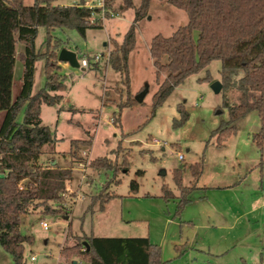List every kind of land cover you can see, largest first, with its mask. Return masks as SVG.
I'll list each match as a JSON object with an SVG mask.
<instances>
[{
	"label": "rangeland",
	"instance_id": "1",
	"mask_svg": "<svg viewBox=\"0 0 264 264\" xmlns=\"http://www.w3.org/2000/svg\"><path fill=\"white\" fill-rule=\"evenodd\" d=\"M33 1L22 0L25 5ZM100 1L103 5L95 7ZM53 3H88L97 8L90 22L101 26L87 28L84 36L66 27L53 28L50 34L64 42L65 48L73 50L78 60L94 54H102V57L92 68L71 67L61 62L56 72L64 75L65 88L50 94H61L62 98L53 105L42 103L40 106L41 123L49 128L52 140L43 147L39 161L44 165L55 161L69 168L71 177L66 180L64 193L58 200L30 206L21 216L20 231L32 236L31 242L24 244L25 261L30 264L80 263L78 250L82 249L84 237L97 235L147 236L159 246V258L170 264H218V260L195 244L204 229L192 217L205 212V208L208 211L216 197H229V203L240 196L231 197L230 190L212 189L205 194L207 191L194 188L188 194L190 203L181 214L176 213L181 190L173 179V171L184 167L179 186L194 183L200 187L215 186L231 181L251 160L258 162L264 158V143L257 146L251 139L259 128L256 111H248L236 119L233 132L221 145L216 144L217 134L212 130L228 118L223 103L236 100L233 89L221 84L220 60L213 59L199 71L187 75L150 113L151 96L165 75L162 73L159 80H155V67L148 50L150 38L157 33L168 36L187 22L184 10L163 0H151L145 15L135 24L134 45L127 58L131 97L144 86L147 92L141 101L122 108L118 125L113 122L117 116L116 104L127 98V92L119 83V73L111 68L107 59L132 22L134 9L122 8L123 0H55ZM138 3L134 1L135 5ZM193 34L195 36L196 32ZM45 39L46 30L40 27L34 39V49L40 56L47 49ZM22 47L21 43L16 44L18 61H21L18 54ZM18 72L16 63L11 85L13 99L21 83ZM214 81L220 82L217 92L211 88ZM44 83V60L38 58L34 62L31 93ZM24 109L25 103L16 111V122L22 121ZM182 111L187 113V118L180 121ZM2 117L0 111V123ZM72 139H89L90 142L80 143L76 153L71 154L68 150ZM94 158L105 159L102 162L107 166L91 165ZM196 162L202 165L200 176L194 182L189 165ZM251 179L254 181L252 176L247 177L246 184H250ZM131 180L137 182L136 190H131ZM163 188L169 191L167 198L163 197ZM110 194L114 196L104 202ZM202 204L205 208L200 210ZM233 207L236 209L235 203ZM40 221H45L47 227L43 228ZM243 229L241 224L235 231ZM30 255H34L33 261H29ZM0 264H12L11 255L1 246Z\"/></svg>",
	"mask_w": 264,
	"mask_h": 264
},
{
	"label": "trees",
	"instance_id": "2",
	"mask_svg": "<svg viewBox=\"0 0 264 264\" xmlns=\"http://www.w3.org/2000/svg\"><path fill=\"white\" fill-rule=\"evenodd\" d=\"M53 1L34 0L32 4L25 5L22 0H0V111H4L0 123V246L11 255L12 264H30L25 261L23 250L32 236L20 231L21 216L30 206L58 200L64 193L66 180L71 177L69 168L56 163L44 165L39 161L43 147L52 140L49 128L41 123L40 106L42 103H58L61 94L50 92L65 88L64 75L56 72L59 68L56 51L62 42L52 37L50 31L66 27L84 36L87 28L101 26L90 22L97 8L80 3L60 5ZM134 1L123 0L122 8L132 7L134 16L107 59L111 68L119 73V83L127 92V98L116 104L117 116L113 122L118 125L122 108L135 102L128 90L127 58L134 45L135 24L145 15L151 0H138L137 5ZM163 1L184 10L187 22L177 26L168 36L157 33L150 38L148 50L155 67V80L158 81L159 76L165 73L151 96L150 113L187 75L199 71L209 61L219 59L221 84L224 88L233 89L236 101L223 103L228 110V118L212 130L217 134L216 144L221 145L233 132L236 119L254 110L259 128L251 138L261 146L264 143V0ZM39 26L46 30L43 43L47 49L41 56L34 49ZM193 32H196L195 36ZM17 43L23 45L18 54L23 73L19 91L12 99ZM38 58L44 60L45 83L31 93L34 62ZM96 66L92 63L89 68ZM23 103V119L16 122V111ZM182 112L180 121L187 118V113ZM89 142V139H72L68 152L75 154L80 143ZM102 160L105 159L94 158L91 165L107 166ZM201 165V162L189 165L193 180L200 174ZM183 168L176 167L173 171V179L181 190L176 213L188 201L187 194L194 186H179ZM130 185L131 190H136V181L131 180ZM168 192L165 190L163 197L167 198ZM113 196L108 195L104 202ZM64 215L68 216L67 213ZM84 238L88 250L83 244L78 250L82 261L69 264H169L159 258V246L150 242L147 236L90 235ZM73 247L76 248L75 245Z\"/></svg>",
	"mask_w": 264,
	"mask_h": 264
},
{
	"label": "crops",
	"instance_id": "3",
	"mask_svg": "<svg viewBox=\"0 0 264 264\" xmlns=\"http://www.w3.org/2000/svg\"><path fill=\"white\" fill-rule=\"evenodd\" d=\"M40 27L43 28L39 26L37 30ZM61 47H64V42L61 43ZM16 63L19 64L18 78L20 80L23 64L22 61L15 59L13 69ZM58 64L59 67L62 65L59 61ZM11 98L13 99L12 94ZM1 112L4 114V111ZM53 162L55 163V161L51 163ZM249 163L228 183L201 187L194 183L192 187V189H202L201 192L207 191L205 194L212 189H224L223 191L226 192L231 191V197L240 196V199L232 198L229 203V197H226L227 199L216 197L213 206L208 208V211L202 204L200 210L205 208V212H201L196 218L192 217V220L199 222V227L204 229L200 237L195 240V244L205 249L209 256L214 257V260H218V264H264V158L262 157L258 162L254 159ZM254 171H257V174H254ZM251 176L254 181L251 179V183L246 184V178ZM212 194L216 195V191ZM189 203L188 198L180 209V214ZM234 203L236 209L233 207ZM241 224L244 229L240 232L235 231ZM235 247H238L236 252Z\"/></svg>",
	"mask_w": 264,
	"mask_h": 264
},
{
	"label": "water",
	"instance_id": "4",
	"mask_svg": "<svg viewBox=\"0 0 264 264\" xmlns=\"http://www.w3.org/2000/svg\"><path fill=\"white\" fill-rule=\"evenodd\" d=\"M57 60L59 62H65L71 67H79V63L77 61L76 53L73 50L67 49L65 47H60L57 52ZM211 88L213 91L217 92L220 88V82L214 81L211 83ZM147 92V86H144L142 90H140L135 96V101L139 102L143 99L144 95ZM54 164V162L52 163ZM82 244L86 246V250H88V244L84 240Z\"/></svg>",
	"mask_w": 264,
	"mask_h": 264
},
{
	"label": "built area",
	"instance_id": "5",
	"mask_svg": "<svg viewBox=\"0 0 264 264\" xmlns=\"http://www.w3.org/2000/svg\"><path fill=\"white\" fill-rule=\"evenodd\" d=\"M102 5H103V2L101 3V1H100L99 4L97 6H95V7H99V6H102ZM84 6H88L90 8H93L92 6H89L88 3L85 4ZM101 57H102V54H94V55L88 57V59L85 58V57H80V59L79 60L77 59V61L79 63V66L85 68L87 66L89 67L92 63H96ZM179 158H182V155H179ZM40 224H41V226L43 228L47 227V223L45 221H40ZM34 259H35L34 255H30L29 256V261H33Z\"/></svg>",
	"mask_w": 264,
	"mask_h": 264
}]
</instances>
